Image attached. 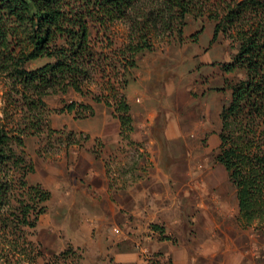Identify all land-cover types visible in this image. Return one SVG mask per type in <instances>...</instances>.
<instances>
[{
  "label": "rangeland",
  "instance_id": "374dc122",
  "mask_svg": "<svg viewBox=\"0 0 264 264\" xmlns=\"http://www.w3.org/2000/svg\"><path fill=\"white\" fill-rule=\"evenodd\" d=\"M93 1L65 7L90 27L89 92L51 87L44 107L30 109L23 86L0 70V131L25 159L5 168L13 186L0 203V264H264V220H238L236 190L215 159L220 111L246 77L222 68L237 42L223 33L212 41L215 20L189 14L181 36L152 31V48L132 66L131 23L97 21L86 14ZM53 61L43 55L25 68ZM115 94L130 106L128 137ZM21 178L49 199L25 197ZM25 201L33 225L23 221Z\"/></svg>",
  "mask_w": 264,
  "mask_h": 264
},
{
  "label": "trees",
  "instance_id": "16d2710c",
  "mask_svg": "<svg viewBox=\"0 0 264 264\" xmlns=\"http://www.w3.org/2000/svg\"><path fill=\"white\" fill-rule=\"evenodd\" d=\"M144 1L94 0V8L86 13L100 22L128 19L133 32L129 42L132 66L136 53L152 48V31L181 36L189 14H207L215 20L212 41L223 33L237 42V51L222 68L225 72L242 69L246 77L233 84L231 99L220 111L215 159L224 166L236 190L238 220L245 224L264 220V130L260 129L264 118V0ZM66 5L67 0H0V70L10 73L23 86L22 94L30 109L44 107L43 95L51 87L89 92L85 86L92 69L90 27L85 14H69ZM8 19L14 24H7ZM20 32L24 38L11 48L12 36ZM43 55L54 61L33 70L25 68L27 61ZM114 96L120 134L128 137L133 130L130 106L124 95ZM96 100L100 101L99 96ZM105 102L112 105L107 97ZM75 107V102L66 105L69 111ZM14 137L17 144H23L20 136ZM10 138L0 131V203L8 199L13 186V180L5 176V168H22L25 161L13 150ZM28 165L33 170V165ZM19 181L25 197L39 203L49 199L50 191L40 184L27 185L22 178ZM21 205L23 221L33 225L27 219L31 204L25 201ZM43 210L40 206L38 212Z\"/></svg>",
  "mask_w": 264,
  "mask_h": 264
}]
</instances>
